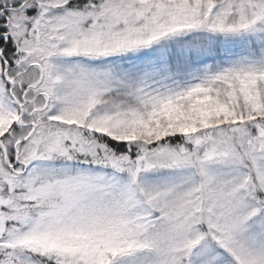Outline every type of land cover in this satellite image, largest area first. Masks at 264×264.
I'll list each match as a JSON object with an SVG mask.
<instances>
[{
	"label": "snow or ice",
	"instance_id": "1",
	"mask_svg": "<svg viewBox=\"0 0 264 264\" xmlns=\"http://www.w3.org/2000/svg\"><path fill=\"white\" fill-rule=\"evenodd\" d=\"M0 264H264V0H0Z\"/></svg>",
	"mask_w": 264,
	"mask_h": 264
}]
</instances>
